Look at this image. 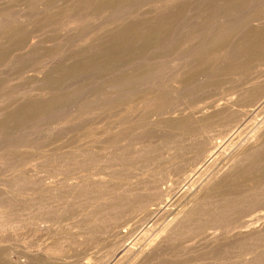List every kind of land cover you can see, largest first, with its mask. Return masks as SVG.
<instances>
[{
  "label": "bare ground",
  "instance_id": "bare-ground-1",
  "mask_svg": "<svg viewBox=\"0 0 264 264\" xmlns=\"http://www.w3.org/2000/svg\"><path fill=\"white\" fill-rule=\"evenodd\" d=\"M72 2V6L69 9L70 14L76 13L78 17H81L80 15L82 14L85 15V17L88 16V19L91 18V25L93 24L91 30L93 31L91 32L90 30L89 32L86 30L89 34L84 39H80V50H78L74 56L64 57L63 63L60 66L49 67V64L51 63H47L49 69L46 70L44 68L46 71L44 70L45 73L43 74L44 76L42 75L43 78L39 79V76H37L39 80L36 83V89L31 88L34 86H30V89L26 87L27 90L24 88L23 92H21L22 89L21 91H18L19 93L16 91L17 96L9 99L13 96L11 94H13L12 92L14 91H12L10 93L11 97L9 96L8 98L9 100L5 99L0 92V121L3 120V122H0V127L3 126L2 128H4L9 125L16 118L17 114H19V116L23 115L24 117H29L31 108L37 107L38 104L40 105V98L47 102L48 98L55 96V93L62 89V84V86L65 84L66 89L67 80L69 81L72 79L76 70L85 72L92 69L94 71V67L102 65L103 63L105 64V62L109 63L113 61L112 64L116 62L119 64V61L117 60L127 59L125 63L121 64V67L119 66L120 68L118 67L119 71L122 72L121 77H115L118 75L116 72V75L114 76L115 78H113L114 72L111 71V69L113 70V68H111L113 65L110 64L111 66L107 67L109 71L105 67L107 72L105 74L106 76L104 74L105 77L101 75L103 78H107L106 81H109L106 83L105 88H103V86H101L100 89L96 88L106 82L103 78L104 82L102 81L99 86L96 82L94 83L93 80L90 84H96L95 86H92V84L91 86L90 84L87 86L84 85L85 87L80 89V96H77L75 100L73 99L69 103L64 104L65 110L63 109V113H66V117L64 118L65 121L60 125L64 128L63 133H65V136H68V133H71V130L68 132L70 128L69 123L73 122V119L78 118L79 120L81 119L80 121L78 120V123L80 124L82 118L79 117L89 115L85 108H93V111H91L90 114L98 116V118L95 117L98 122L99 118L102 119L100 115L104 113L103 111L106 107L105 102L112 101L111 103L115 106L112 109L116 113L120 114L121 112L120 115L122 116H120L121 118L119 117L120 119L117 118L118 120L113 121L112 129L115 131L120 129V131L115 136H104V139L94 141H87L83 134H78L80 138L77 143H75V141L71 142L70 140L72 139L70 138V140L64 141L59 146L50 144V146H41V149L37 151L32 150L33 152H31L30 150L28 153L26 151L24 153V155L27 153L25 158L23 160L22 158L19 159L20 164L17 162L18 157H15L16 159L14 158L11 161L9 160L10 162L16 160L15 162L18 163L17 165H19V169H15L13 165H9L10 163L8 164L6 160L17 155L12 154L13 151L19 149L26 150L28 148L27 142L23 143V140L27 136L29 137V135L31 136V134H34L35 132L33 131L35 130L29 128L26 125V122L21 124L20 127H11L12 130L11 133H9L10 135L8 137L4 136L3 139H0V170L4 174V178L0 180V234L2 235L9 230L11 232L14 230V232L17 231L18 233L17 229L26 225L27 227L28 225H33L38 230L45 231L48 235L50 234L53 237L58 235L56 243H53L52 245L49 244L50 246L46 247L43 246L42 250L40 248L38 256L27 257L28 259H25L24 261H22L23 259L15 260L12 256H8L9 250L3 249L0 245V264H46L48 259L50 260H48V264L49 262H52L53 264V261L56 260L53 258L63 251L62 249H64L63 247L66 245L64 242H68L70 239L68 238L70 232L64 233V231H62L65 230V227H63L62 224L63 222L66 223V221H69L70 219L71 223L70 225L67 224L68 226L66 227L73 230V235L71 236H74V238L77 239L84 237L85 239V236L88 238L89 236L92 237V234L97 232L99 234V232L109 227L108 225L112 226V224L116 223L117 221H113V219L118 217L116 214L118 215L119 212H127V214H129L128 211H142L145 214V218H149L150 214L151 216L153 215L152 213L154 211H151V207L154 205L158 206L157 212H155L157 215H154L158 222L163 217L165 218V221L159 226L160 228L158 227L159 229L157 233H154L152 236L153 238L142 248L137 247L138 245L140 247V244H138L140 239H138V243L136 240L138 237H135L136 239L132 237L136 240L132 245H130L132 240L129 245H124L126 235H121L117 241L114 240L115 243H113L111 247L112 249L109 252L107 251L110 260L112 257V260H115L114 262L116 264H120V262L129 258H131L130 264H264V213L261 217L259 216L263 219V224L260 226H252L249 224V220L245 219L252 210L259 208L264 211V116H262L263 113H259V111L264 112V81H259V79L257 80L255 78L257 81H252L253 83L251 82L249 86L246 85V87L244 84L245 87L242 86V89H239L240 93H238L240 96H238L239 98L237 97L238 100L236 102L230 103L229 99L231 97L227 100V103L225 102V105L223 102L219 104H217V102L212 107V111H209L206 114L203 113L199 118L195 117V119L190 121L186 119L188 120L186 121L183 118L180 119L181 117L178 118L174 116L176 119L171 117L174 120H169L170 123L169 121L157 122L156 127L153 130V132H155L153 133L154 138L152 139L145 136V133L143 134V132H140L143 135H138L136 136L137 138H135V141H130V138L125 134L126 130L121 129L127 126L126 124L129 121L134 122L136 120L137 124L134 128L136 131H140L139 129L143 126V124H141L143 116L148 108H151L152 115L159 114L162 106L159 103H156V94L161 95L163 92H167L170 96L179 97L187 91L191 92L192 90L205 85L210 80L209 77L212 76L213 73H216L220 77L222 76L224 79H234L240 74V71H244V68L246 69L244 64L247 62L249 67L251 66L253 68L255 64L256 66L259 64L258 67H261V65L264 64H261V62H264V23L258 22L257 25L252 26L251 22L252 29L250 33H247L248 35L246 37L245 34L244 36L238 34L239 32L235 34L233 39L230 40V44H226L228 45L226 47L228 50L218 49L215 51V49L211 48L206 49L203 48V42L206 40L207 43V38L209 39V36L212 38L213 35L214 37L217 36L218 38H222L225 35V28L227 27L222 26L219 28L218 25L227 24L229 22H234V24H236L238 20L240 21V18L248 14L253 7L255 8L256 5L263 4L264 0H184L182 3H180V0H173V2L170 0L169 2L168 0H158L156 5L155 1L154 3H151L154 4V7H151L154 9L145 12L147 8L143 10L144 8L142 7V11L144 12L138 11L135 14V16H137V14L141 12L144 14L143 18L140 17V13L138 14L140 18L138 16L130 18L129 16L128 21L124 20L125 23L123 21L122 24L110 27H108V22L113 19L108 15L113 11L117 12L124 3L115 4L117 2L116 0H72ZM120 4L122 5L121 7L119 6ZM37 5L35 4L36 7ZM46 5L45 8L48 6ZM116 5H118L119 8H117ZM126 6L124 9H127L130 4L127 7ZM42 8H39V12ZM1 9H3V6ZM37 10H35V13L32 11L34 15H41L36 12ZM46 11L47 9L45 12ZM48 11L46 13H48ZM21 13H18V16L16 15L18 17L17 23L27 28L26 22L22 19L23 16H21ZM76 14H73V17L75 15L76 21L77 19L80 21V18H78ZM94 15L99 19L97 17V19H94V17L92 18ZM0 17L2 18V16ZM29 17H31V15ZM115 17L118 18L117 16ZM44 19L46 20V18ZM8 20L9 19H7V21ZM106 20L107 23H103ZM88 21L86 22L90 23V20ZM98 21L100 24V21H103L102 23L108 28L105 27L106 30L104 28L103 30L102 28L99 30L103 24L99 27ZM82 23L80 24L82 25ZM239 23L238 25L241 24ZM50 24L52 25V23ZM2 25L3 24L0 25V55L1 53H4L2 52L3 50L9 49L12 35H14L12 32H15L11 30V27L5 29ZM62 25H64V23ZM89 25L90 24L86 26ZM75 26L73 25L72 28H76ZM24 27L22 28L24 29ZM58 27H55L56 30H58ZM50 29L54 30V28ZM88 29L90 28L88 27ZM43 31L46 32L45 30ZM230 31L228 33H230ZM23 34L24 33L22 32L21 36ZM30 34L32 33L30 32ZM69 35L71 34L69 33ZM50 37L52 38V36ZM18 38L20 39V37ZM59 38L63 39L64 37L61 36ZM14 39L17 38L14 37ZM65 40L68 39L65 38ZM80 40H78V42ZM75 42L78 43L77 41ZM27 43L29 42L27 41ZM33 43L35 42L31 41V45ZM176 43H181L182 45H179L184 47L182 50L185 51L183 53L181 52V55H179L181 48H179V53L176 52L178 49H174V44ZM211 43L212 40L210 44ZM33 46H28L29 48H32L30 49L29 54H34L39 51L38 49L37 51L35 50V52ZM39 46L40 45L37 47ZM230 46H232V48H228ZM10 48L13 49L12 47ZM176 48H178V46ZM75 49L77 50L76 47ZM13 51L11 52L10 50V52H8L9 54H12V57H10L8 53L6 56L7 59L10 57L11 61L8 59L10 63L13 64L16 62L17 64V61H14L17 54L13 56ZM71 51L72 50H70V52ZM23 52H25V50ZM175 53L178 55L176 56ZM21 56L22 55H20V57ZM32 57L34 58V56ZM169 58L172 59H170L171 61L169 60L171 64L168 65L169 61H167V59ZM4 60L6 59L4 58ZM53 61L54 60L50 62ZM249 62H252V64L250 65ZM8 63L9 62H7V64ZM9 65L7 67L11 66ZM102 66L104 67V65ZM157 66L160 69L161 74L165 72L167 73V70H169L168 73L171 74L170 81L163 78L160 73L157 74L159 70L156 68ZM167 66H170V68L167 69ZM25 67L27 68V66ZM3 68L4 66L2 64V69ZM102 68H97L96 71ZM116 68L114 70H116ZM156 69L158 70L156 71ZM110 71L112 73H108ZM9 73L6 72V74ZM40 73L42 72L40 71ZM9 75V80H11V75H13V73L10 76ZM215 75L213 74V77ZM243 75L245 77V74ZM80 78L84 80V78ZM14 80L15 79L12 81ZM20 80L23 81L22 79ZM4 81H6V79ZM0 82H2V80H0ZM231 82L232 84L234 83L233 81ZM8 83L11 84L12 82L10 81ZM148 84L152 85L154 91L150 94H145L144 92L142 94V90L147 87ZM14 85L16 84L14 83ZM18 85L14 86V88H20ZM33 85L35 84L33 83ZM219 85H221L220 82ZM5 87L3 86L0 90L2 91ZM149 88L151 87L149 86ZM36 90L40 91L39 93L37 91L38 95L34 92ZM204 90H206V88ZM5 93L7 92L4 91V94ZM168 94L166 96H169ZM101 95L108 96V99L101 98ZM131 95L134 97L133 102L136 104L132 112H130L131 109H128L129 105L125 102L126 98ZM211 95L212 94L209 96ZM194 96L197 98V95ZM215 98L217 97L215 96ZM49 101L52 102L51 100ZM207 101L204 103H207ZM207 104H210V102ZM89 105H91V107ZM248 107L253 108L247 110ZM81 108H83V110H81ZM37 109L35 111H37ZM109 109L110 111H113L111 108ZM61 110L62 108L60 111ZM55 113L58 114V112L53 113L54 117ZM162 113L160 114L162 115ZM49 114L51 115V112ZM111 114L114 115L113 112ZM8 115L10 116V119L7 118ZM60 115H62V113ZM260 115L262 116L261 118ZM23 116L21 119H23ZM52 116H50V120ZM86 117L88 118V116ZM47 119H49V116ZM60 120L62 121V119ZM186 122H190V126L188 125L189 123ZM53 123L56 122L53 121ZM56 124L57 126L59 125L58 123ZM215 124L222 127L217 136L218 138H221L222 142L220 141L217 144L215 143L217 137L214 135L208 136V134H211L212 132L208 129L205 130V128L211 127L212 125L215 126ZM233 124H236L233 126L234 130L230 128ZM57 126H51V128L49 127L46 131L53 133ZM231 130L232 133L229 134V131ZM40 131L41 130L39 129V133ZM144 131L146 132V129H144ZM39 133L37 135H40ZM1 134H3V132ZM4 134L7 135V133ZM150 134L151 133L148 135L150 136ZM202 135L208 136L207 141L204 143L199 141L200 136ZM90 142L97 143V145L94 146L92 144L91 146ZM46 143L48 144V142ZM8 154L13 155V157H10ZM183 155H189L188 157L190 159L185 157L188 162H184V159L181 158L184 162H182V164H187L185 165V169H183L185 170L182 175L183 179L176 180L179 185L184 182V186H181L180 189L181 192L178 188L177 191L175 190L176 188L173 187L162 188V184L166 180V177H159L162 172H165L162 170L163 164L160 165V161L165 163L169 162V164L171 162L170 165L172 168L175 160ZM181 161L182 160H180V162ZM169 164H167V166H169ZM180 164L181 163L178 162L174 165H176L175 167L180 168ZM182 167L184 168V165ZM96 168H98L100 172H92L93 169ZM179 168L177 170L180 172L181 169L179 170ZM178 171L174 170L173 172ZM163 177L165 180L162 179ZM182 195L184 199H186V202L178 208L177 201ZM167 197H171L173 202L163 207L162 204ZM134 216L136 217V215ZM48 222H50L49 225ZM109 222H112V224ZM146 222L148 223V221ZM115 225L117 226V224ZM144 228L146 229L147 227ZM151 230H153V228ZM104 231L106 234V230ZM202 234L209 235L210 240L206 243L201 252H196L195 248L191 249V251L187 248L185 250L187 255L185 254V257L181 255L184 257L182 258L183 260L179 258L176 259L178 251L175 250V246L178 241L180 243V241L184 239L188 240L191 236H202ZM118 235L120 236V234ZM2 240L3 236H0V244ZM28 250L30 251V249ZM190 252L193 254L191 255ZM79 255L81 256V254ZM177 260H181V262L179 261V263Z\"/></svg>",
  "mask_w": 264,
  "mask_h": 264
},
{
  "label": "rangeland",
  "instance_id": "rangeland-1",
  "mask_svg": "<svg viewBox=\"0 0 264 264\" xmlns=\"http://www.w3.org/2000/svg\"><path fill=\"white\" fill-rule=\"evenodd\" d=\"M22 1V2H21ZM28 1H30V2H28ZM40 1V2H39ZM42 1V2H41ZM113 1H115V0H113ZM117 2L115 3V4H118V3H121V4H123V6L120 4L119 6L121 7V8H119V6L118 5H116L117 6V8H119L118 10H117V12H111V14H109L108 16L109 17H111L113 20L112 21H110V22H108V27H110V26H116V25H119V24H122V22L125 20V21H128L129 20V16H130V18H134V17H139V15L138 14H140L141 12H139L138 14H137V16H135V14L138 12V11H142V9L143 10H145L146 8L148 9H146L145 10V12L146 11H149L150 9H154V8H151V7H154V4H151V3H154V1H155V5H156V3H157V1L156 0H116ZM125 1V2H124ZM143 1V2H142ZM171 2H173V0H170ZM177 1H179V0H177ZM184 0H180V3H182ZM186 1V0H185ZM25 2V3H24ZM37 2V3H36ZM150 2V3H149ZM168 2H169V0H168ZM10 3V4H9ZM11 3H13V4H11ZM19 3V4H18ZM44 3H46V4H44ZM50 5H49V4ZM54 3V4H53ZM72 0H36V1H34V0H0V16H2V18H3V21H2V18L0 17V25L1 24H3L2 25V27L3 28H9V27H11V30H13V31H15V32H12V34H14V35H12V39H11V42H10V47H12L13 49H11L10 47H9V49L11 50V52L13 51V56H15L16 54V59L14 60V61H17V64H16V62L15 63H10V57H12L11 55V53L9 54L8 52H10V50L9 49H7V50H9V51H7V50H3L2 52H4L3 54L1 53V55H0V68H1V70H0V73L2 74H0V80H2V82H0L1 84V88L0 89H2L3 88V86L5 87V86H7L8 88H10V89H8L7 87H5L2 91L0 90V92L3 94V97L5 98V99H8L9 98V96H10V93L12 92V91H14V92H12L13 94H11V95H13L11 98H9V99H12L13 97H15V96H17L16 95V93L18 92V91H21V89H22V91L21 92H23V90H24V88L26 89V87L27 88H29L30 89V86H34V87H31L32 89H36L35 88V86H36V83L38 82V80L39 79H41V78H43L42 77V75L45 73L44 72V70L46 69H49V67H53V66H60L62 63H63V60H64V57H71V56H74L76 53H77V51L78 50H80V43H81V40L82 39H84L85 37H87L88 36V34H89V32H90V30L92 29V26H93V24L91 25V21H92V19L91 18H89L88 19V16H86L85 17V15H80L81 17H78V15L76 14V13H73V14H76L77 15V17L78 18H80V21H79V19H77V21H76V16L74 15V17H73V14H70V7L72 6ZM129 3L130 4V6L127 8V9H124L125 8V6L127 5V4ZM35 4L37 5V7L35 6ZM40 4H41V6H40ZM44 4V5H43ZM128 4V5H129ZM10 5V6H9ZM12 5V6H11ZM31 5V6H30ZM45 5L47 6L46 8H45ZM53 5V6H52ZM127 5V6H128ZM132 5V6H131ZM2 6H3V9H1L2 8ZM9 7V8H7V7ZM17 6V7H16ZM20 6V7H19ZM39 6V7H38ZM42 6H43V8H42ZM126 6V7H127ZM134 6V7H133ZM15 7V8H14ZM19 7V8H18ZM26 7V8H25ZM143 7V8H142ZM39 8H42V10L39 12ZM123 8V9H122ZM8 9V10H7ZM20 9V10H19ZM27 9V10H26ZM38 9V10H37ZM47 9V11H48V13H46L45 12V10ZM129 9V10H128ZM141 9V10H140ZM256 9V10H255ZM12 12H11V11ZM35 10H37L36 12L37 13H39V14H41V15H38V14H35L34 15V13H35ZM73 10H75V9H73ZM122 10V11H121ZM5 13H4V12ZM7 11V12H6ZM14 11V12H13ZM19 11V12H18ZM23 12V13H21V12ZM26 11V12H25ZM34 13H33V12ZM27 12H28V14H27ZM31 12V13H30ZM52 12V13H51ZM75 12V11H74ZM142 12H144V11H142ZM18 13L20 14H22L21 16H26V17H24V18H27V16H28V18L27 19H24L23 17H22V19L24 20V22H26V25H27V28L26 27H24L23 25H19L18 23H17V16H18ZM29 13H30V15H31V17H29L30 15H29ZM15 14V15H14ZM25 14V15H24ZM50 15V16H48V15ZM69 14V15H68ZM118 14V15H117ZM249 14V15H248ZM248 14H246L245 16H243L242 18H240V21L238 20V22L236 23V24H234V22H229V23H225V24H222V25H218L219 26V28L220 27H222V26H225V27H227V28H225L226 29V31H225V35L222 37V38H218L217 36L216 37H214V35L212 36V38L209 36V39L207 38V43H206V40L202 43L203 44V48H206V49H208V48H211V49H215V51H217L218 49L219 50H221V49H224V50H228L226 47L230 44V40H232L233 39V37L235 36V34H237L238 32V34H241V35H243L244 36V34H245V37L250 33V31H251V29H252V27H251V24H252V26H255V25H257L258 24V22H261V23H264V3L263 4H258V5H256L255 6V8L253 7L252 8V10H250L249 11V13ZM17 15V16H16ZM34 15V16H33ZM37 15V16H36ZM48 17H47V16ZM52 15V16H51ZM97 15V14H96ZM127 15V16H126ZM134 15V16H133ZM141 15H143V16H141ZM20 16V15H19ZM39 16H41V17H39ZM64 16V17H63ZM83 16V17H82ZM115 16H117L118 18H114ZM132 16V17H131ZM10 17V18H9ZM33 17V18H32ZM65 17H67V18H65ZM94 17V19H97L98 17L97 16H92V18ZM97 17V18H96ZM126 17H128V18H126ZM140 17H144V14L143 13H141L140 14ZM139 17V18H140ZM9 19L8 21H7V19ZM12 18V19H11ZM30 18V19H29ZM31 18H32V20H31ZM37 18V19H36ZM43 18V19H42ZM44 18H46V20L44 19ZM48 18V19H47ZM54 18V19H53ZM70 18V19H69ZM83 18V19H82ZM85 18V19H84ZM141 18V19H142ZM244 18V19H243ZM53 19V20H52ZM68 19V20H67ZM82 19V20H81ZM99 19V18H98ZM243 19V20H242ZM262 19V20H261ZM5 20H6V22H5ZM25 20H27V21H25ZM31 20V21H30ZM48 20V21H47ZM50 20V21H49ZM51 20H52V22H51ZM72 20V21H71ZM84 20H86V21H88V20H90V23H88V22H86V21H84ZM252 20V21H251ZM253 20H254V22H253ZM11 21H12V23H11ZM34 21V22H33ZM36 21V22H35ZM43 21H47V22H43ZM57 22V24H56V22ZM60 21V22H59ZM63 21V22H62ZM75 21H76V23H75ZM93 21H97V20H93ZM125 21H124V23H125ZM34 24H33V23ZM39 22V23H38ZM68 22V23H67ZM83 22V23H82ZM85 22H86V24H85ZM101 22V24H103V23H107V20L105 21V22H103V21H100ZM103 22V23H102ZM241 24H240V23ZM252 22V23H251ZM6 23V24H5ZM9 23V24H8ZM36 23V24H35ZM50 23H52V25L50 24ZM58 23H60V24H58ZM64 23V25H62ZM80 23H82V25L80 24ZM98 23H99V21H98ZM115 23V24H114ZM238 23L240 24V25H238ZM247 23V24H246ZM251 23V24H250ZM4 24H5V26H4ZM28 24H29V27H28ZM45 24V25H44ZM65 24H66V26H65ZM88 24H90L89 26H86V25H88ZM100 23H99V27H100V25H101ZM11 25V26H10ZM60 25V26H59ZM62 25V26H61ZM75 26L76 28H72V26ZM229 25V26H228ZM233 25H235V26H233ZM14 26V27H13ZM36 26V27H35ZM38 26H40V27H38ZM57 28L58 26L60 27H58V30H56V28ZM91 26V27H90ZM104 26V27H103ZM232 26V27H231ZM22 27H24V29L22 28ZM44 27V28H43ZM63 27V28H62ZM72 29H71V28ZM88 27L90 28V29H88ZM105 27L106 28H108L106 25H102L100 28H99V30L102 28V30H103V28L105 29ZM229 27H230V29H231V31H230V29H229ZM236 27H238V28H236ZM13 28V29H12ZM23 30H22V29ZM34 28V29H33ZM36 28H37V31H36ZM39 28V29H38ZM43 28V29H42ZM45 28H47V29H45ZM50 28H54V30L53 29H50ZM64 28H65V30H64ZM69 28H70V30H69ZM27 29V30H26ZM31 29H32V31H31ZM68 29V30H67ZM17 30V31H16ZM19 30V31H18ZM26 30V31H25ZM29 30V31H28ZM33 30H34V32H33ZM43 30H45L46 32H44ZM81 32H80V31ZM86 30H88V31H86ZM101 30V31H102ZM106 30V29H105ZM241 30V31H240ZM28 31V32H27ZM39 31V32H38ZM50 31V32H49ZM62 31V32H61ZM68 33H67V32ZM70 31V32H69ZM93 30H91V32H92ZM230 31V33H228ZM245 31V32H244ZM24 33L22 36H21V33ZM30 32L33 34H30ZM40 32H41V34H40ZM59 32V33H58ZM243 34H242V33ZM19 33V34H18ZM46 33V34H45ZM66 33H67V35H66ZM69 33L72 35H69ZM75 33H77V34H75ZM248 33V34H247ZM48 34V35H47ZM18 35H20V36H18ZM52 36V38H53V40H52V38L50 37V36ZM63 35H66V36H63ZM74 35V36H73ZM15 38H17V39H14V37ZM34 36V37H33ZM39 36V37H38ZM43 36V37H42ZM64 37L63 39L62 38H59V37ZM18 37H20V39L18 38ZM36 37V38H35ZM56 39H55V38ZM69 37V38H68ZM75 37V38H74ZM27 38V39H26ZM32 38H34V39H32ZM41 38V39H40ZM51 40H50V39ZM58 38H59V40H58ZM65 38L66 39H68V40H65ZM15 40V42H14V40ZM43 39V40H42ZM72 39V40H71ZM81 39V40H80ZM212 40V43L210 44V42H211V40ZM22 40V41H21ZM26 40V41H25ZM36 40V41H35ZM55 40V41H54ZM62 40V41H61ZM65 40V41H64ZM78 40H80L79 42H78ZM224 40V41H223ZM12 41H13V43H12ZM27 41L29 42V43H27ZM31 41L32 42H35V43H33L34 44V46H33V44L31 45ZM38 41H40V42H38ZM59 41V42H58ZM75 41H77L78 43H76ZM18 42V43H17ZM38 42V43H37ZM48 42V43H47ZM68 42H70V43H68ZM208 42H209V44H208ZM219 42V43H218ZM54 43V44H53ZM56 43V44H55ZM206 43V44H205ZM229 43V44H228ZM17 44H19V45H17ZM28 44V45H27ZM40 45L39 47H37L38 45ZM70 46H69V45ZM77 44V45H76ZM178 44V45H177ZM179 44H181V43H176V44H174V49H178L176 52L177 53H179V51H180V49L179 48H181V51H180V54L179 55H181L184 51L182 50V49H184V47L182 46L181 47V45H179ZM217 44H219V45H217ZM226 44H228V45H226ZM12 45V46H11ZM17 47H16V46ZM22 45V46H21ZM46 45V46H45ZM178 46V48H176L177 46ZM19 46V47H18ZM28 46H33L34 47V51L36 50H38L39 49V51L37 52V53H34V54H29V51H30V49H32L31 47L29 48ZM16 47V48H15ZM46 47H48V48H46ZM75 47L77 48V50L75 49ZM215 47V48H214ZM22 48H24V49H22ZM64 48V49H63ZM228 48H232V46H230V47H228ZM15 49H17V50H15ZM42 49V50H41ZM25 50V52H23ZM56 50V51H55ZM70 50H72L71 52H70ZM76 50V51H75ZM19 51H21V52H19ZM33 51V52H34ZM35 51V52H36ZM59 51V52H58ZM42 52V53H41ZM47 52V53H46ZM53 54H52V53ZM182 52V53H181ZM7 53L10 55V57L7 59ZM41 53V54H40ZM62 53V54H61ZM67 53V54H66ZM177 53H175V55L177 56L178 54ZM4 54H5V56H4ZM22 55L23 56V54H24V56L22 57H20V55ZM27 54V55H26ZM60 54V55H59ZM57 55V56H56ZM4 56V57H3ZM31 56V57H30ZM32 56H34V58L32 57ZM44 56V57H43ZM25 57H26V59H25ZM28 57H30V58H28ZM46 57V58H45ZM50 57V58H49ZM4 58L6 59V60H4ZM22 58V59H21ZM29 60H28V59ZM19 59V60H18ZM50 59H52V60H54L53 62H50V61H52V60H50ZM170 59H172V58H169V59H167V61H169ZM8 60V61H7ZM22 60V61H21ZM37 60V61H36ZM38 60H39V62H38ZM47 60V61H46ZM126 60L127 59H122V60H117V61H119V64H118V62H116V63H114V64H112L113 63V61L112 62H105V64L103 63L102 65H104V67L102 66V65H99V66H96V67H94V71L98 74V79H97V74L93 71H91V70H89V71H82V72H80L79 70H76V72H74V74H73V77H72V79H70L69 81L67 80V87H66V89H65V84H64V86H62L61 85V87H62V89L61 90H59L57 93H55V96H51V98H48L47 99V102H45V100H42L41 98H40V105L38 104L37 105V107H32L31 108V110H30V112H29V117L28 116H26V117H24L23 115V119H21V115L19 116V114H17V116H16V120L14 119L9 125H7L6 127H4V128H2V127H0V128H2V129H0V132H1V130H2V132H3V134L4 133H7V135H3V134H1L0 133V139H3L4 138V136L6 137H8L10 134L9 133H11V130H12V128L11 127H13V128H15V127H20V125L21 124H23V123H26L27 122V126L29 127V128H32V130H35V131H33V132H35L34 134H31V136L29 135V137L27 136L22 142L23 143H25V142H27V144H28V148L26 149V150H17V151H13L12 152V154H17V155H15L14 157H13V155H11V154H8V155H10V157H13V158H8L6 161H7V163L9 164V165H13L14 167H15V169L17 168V169H19V165H17L18 163H19V159L20 158H22V160L25 158V155L28 153V151H30L31 150V152H33V151H37V150H39V149H41L40 147L41 146H50V144H53V145H55V146H59L60 144H62L64 141H66V140H70V138L72 139V140H70L71 142H73V141H75V143H77L78 142V139L80 138V136L79 135H84V138L86 137V140L87 141H94V140H101V139H104V136L105 137H107V136H109V135H112V136H115L119 131H120V129L119 130H117V131H115L114 129H112L113 128V121H115V120H118V119H120L122 116L120 115L121 114V112H120V114L119 113H116V112H114V110L112 109V108H114L115 106H113V103H111L112 101L111 100H109V101H111V102H105V104H106V107L104 108V113L103 114H101L100 116L102 117V119L101 118H99V120H98V122H97V119L96 118H98V116H93L92 114H90V112L91 111H93V108H85V110H87V112L89 113V115H86V116H88V118L86 117V116H82V117H79V118H82V121L80 122V124L78 123V118H75V119H73V122H71V123H69V125H70V128H69V130H68V132L70 131L71 133H68V136H65V133H63V130H64V128H62L60 125H62V123L65 121V117H66V113L64 114L63 113V109H64V107H65V105L64 104H66V103H69L71 100H75V98L77 97V96H80L81 95V93H80V89L82 88V87H85V86H87V85H89L90 84V82H92L93 80H94V83L96 82V84L99 86L101 83H102V81H103V79L106 81L107 80V78H103V77H105L106 75V68L108 67V66H111L110 64H112L113 66L111 67V68H113V70L111 69V71H113L114 72V75H113V78H115V77H121L122 76V72H120L119 71V68L121 67V64L122 63H125L126 62ZM9 62L8 64H7V62ZM116 61V60H115ZM121 61H123V62H121ZM171 61V60H170ZM168 62V65L169 64H171V62ZM23 62V63H22ZM29 62V63H28ZM31 62H33V63H31ZM35 62V63H34ZM51 63V64H49V63ZM59 62V63H58ZM121 62V63H120ZM27 63V64H26ZM49 64V67H47L48 66V64ZM248 63V62H247ZM247 63L246 64H244L245 66L244 67H246V69L244 68V71H240V74L236 77V78H234V79H230V78H226V79H224V78H222V76L220 77V76H218L216 73H213L215 76L214 77H216V78H214L213 77V74H212V76H210L209 77V79L211 80H209L205 85H203V86H201V87H199V88H197V89H194V90H192L191 92L190 91H187L188 92V94H187V92H185L184 94H182V95H180L179 97L177 96V97H173V96H170L167 92H163V94H161V95H157L156 94V96H157V102L156 103H159L162 107H161V110H160V112H159V114H157V115H152L151 114V108H148L147 110H146V112H145V115L143 116V121H142V123L141 124H143V126L139 129L140 131H136L135 130V126H136V124H137V122H136V120L134 121V122H132V121H129L126 125L127 126H125L124 128H121L122 130H126V133L125 134H127V137L128 138H130L129 140L131 141H135L136 139L135 138H137L136 136H138V135H143L144 133H145V136H148L150 139H152V138H154L153 136V133H155V132H153V130H154V128L156 127V124H157V122H160V121H164V122H168L169 120L170 121H173L174 119H172L171 117H181L180 119H188L189 121L190 120H193V119H195V117L197 118H199V116L201 117V115L204 113V114H206V113H208L209 111H212L213 109H212V107L214 106V104H216L217 102V104H219V103H224V105H225V102L227 103V100L229 99V101H230V103L231 102H236L237 100H238V96H240V92H239V89H242V86L243 87H245L246 85L247 86H249V84L253 81V82H255V81H257L258 79H259V81L261 80V81H264V67H263V65L264 64H262V63H264V62H261V67H258L259 66V64H258V66H256V64L255 63H253V64H255V66L252 68L251 66V68L249 67V64L247 65ZM250 63V65L252 64V62H249ZM2 64H3V66H4V68L2 69ZM12 66H10V65ZM14 64H16V65H14ZM23 64H25V65H23ZM29 64H30V66H29ZM42 64V65H41ZM44 64H45V66H44ZM116 64H118V65H116ZM10 66V67H7V66ZM35 65V66H34ZM20 66H22V67H20ZM25 66H27V68L28 69H30V70H28ZM30 68H29V67ZM32 66V67H31ZM103 68H102V67ZM120 66V67H119ZM171 66V65H170ZM170 66L168 67L167 66V69H169L170 68ZM253 66V65H252ZM7 68V70H6V68ZM18 67V68H17ZM24 67V68H23ZM37 67V68H36ZM106 67V68H105ZM117 67V68H116ZM119 67V68H118ZM248 67V68H247ZM10 68H12V69H10ZM45 68V69H44ZM97 68L99 69V68H102V69H100V70H98V71H96L97 70ZM105 68V69H104ZM116 68V70H114ZM156 68H158V66L156 67ZM263 68V69H262ZM34 69V70H33ZM159 69V68H158ZM158 69H156V71L158 70ZM11 70V71H10ZM19 70V71H18ZM43 70V71H42ZM45 70V71H46ZM107 70H108V68H107ZM10 73H9V72ZM15 71V72H14ZM40 71L42 72V73H40ZM109 71V70H108ZM108 72V73H112V72ZM6 72L7 73H9L10 75L13 73V75H11V80H9V77H8V75L9 74H6ZM85 74H84V73ZM99 72V73H98ZM117 72V74L118 75H116L115 73ZM119 72V73H118ZM169 72V70H167V73L165 72V73H163V74H161V72H160V69L158 70V72H157V74H161L162 75V77L163 78H165L166 80H168V81H170L171 80V74L170 73H168ZM20 75H19V74ZM24 73H26V74H24ZM78 73V74H77ZM121 73V74H120ZM16 74V75H15ZM23 74V75H22ZM41 74V75H40ZM76 74V75H75ZM95 74V75H94ZM105 76H104V75ZM156 74V75H157ZM170 74V75H169ZM243 74H245V77H244V75ZM9 75V76H10ZM19 75V76H18ZM92 75H93V77H92ZM101 75H103V77L101 76ZM116 75V76H115ZM120 75V76H119ZM168 75V76H167ZM242 75V76H241ZM31 76V77H30ZM33 76H35V77H33ZM37 76H39L38 78H37ZM44 76V75H43ZM88 76V77H87ZM90 76V77H89ZM115 76V77H114ZM218 76V77H217ZM247 76V77H246ZM263 76V77H262ZM2 77H4V78H2ZM7 77V78H6ZM17 77V78H16ZM75 77V78H74ZM80 77H82V78H84V80L83 79H81ZM96 77V78H95ZM101 77V78H100ZM167 77V78H166ZM211 77H212V79H211ZM239 77H244V78H239ZM26 78H27V80H26ZM37 80H36V79ZM103 78V79H102ZM219 78H222V79H224V80H222V79H219ZM239 78V79H238ZM257 80H256V79ZM6 79V81H4V80ZM13 79H15L14 81H12ZM16 79H18V80H16ZM20 79H22L23 81H21ZM33 79H34V81H33ZM75 79V80H74ZM76 79H77V81H76ZM101 79V80H100ZM230 79V80H229ZM241 79V80H240ZM20 80V81H19ZM81 80V81H80ZM86 80V81H85ZM98 80V81H97ZM12 82L11 84L10 83H8V82ZM18 81H19V83H18ZM24 81H26V82H24ZM31 81V82H30ZM80 81V82H79ZM224 81V82H223ZM231 81H233L234 83L232 84V82ZM242 81V82H241ZM4 82V83H3ZM6 82V83H5ZM29 82V83H28ZM72 82H74V83H72ZM84 82H85V84H84ZM104 82V81H103ZM107 82H109V81H106L105 83H102L99 87H96L97 89L99 88H101V86H103V88H105L106 87V83ZM219 82H220V84L221 85H219ZM241 84H240V83ZM252 82V83H253ZM14 83L16 84V85H14ZM32 83V84H31ZM33 83L35 84V85H33ZM69 83V84H68ZM99 83V84H98ZM3 84V85H2ZM6 84V85H5ZM19 84V85H18ZM23 84H26V85H23ZM30 84V85H29ZM92 84V86H95L93 83H91ZM91 84H90V86H91ZM244 84H245V86H244ZM18 85V87L20 86V88H17V87H15L14 88V86H17ZM85 85V86H84ZM12 86V87H11ZM24 86V87H23ZM149 86L151 87V88H149ZM211 86V87H210ZM246 86V87H247ZM21 87H23V88H21ZM14 88V89H13ZM17 88V89H16ZM64 88V89H63ZM76 88V89H75ZM95 88V87H94ZM95 88V89H96ZM102 88V89H103ZM206 88V90H204ZM7 89H8V91H7ZM20 89V90H19ZM83 89V88H82ZM145 89V90H144ZM143 90H142V94H143V92L145 93V94H150L152 91H154V88H152V85L151 84H148V86L147 87H145ZM208 89V90H207ZM209 89H212V90H209ZM27 90V89H26ZM25 90V91H26ZM77 90V91H76ZM4 91L5 92H7V93H5L4 94ZM17 91V92H16ZM37 91L38 90H36V91H34L35 93H36V95H38V93L40 92V91H38V93H37ZM202 91V92H201ZM209 91V92H208ZM237 91V92H236ZM9 92V93H8ZM69 92H71V93H69ZM204 92V93H203ZM212 92V93H211ZM213 92H214V94H213ZM239 92V93H238ZM0 93V94H1ZM19 93V92H18ZM196 93V94H195ZM206 93V94H205ZM208 93V94H207ZM236 93V94H235ZM169 95V96H166V95ZM191 94V95H190ZM210 94H212L211 96H209ZM238 94V95H237ZM7 95V96H6ZM194 95H197V98H196V96H194ZM204 97H203V96ZM205 95H207V96H205ZM232 95V96H231ZM2 96V95H1ZM6 96V97H5ZM166 96V97H165ZM188 96V97H187ZM201 96V97H200ZM215 96L217 97V98H215ZM3 97H2V99H3ZM101 98H106V100L108 99V96H104V95H101L100 96ZM129 97V98H128ZM127 98H126V100H125V102H126V104H128L129 106H128V109L130 110V112H132L133 111V109L135 108V106H136V104H135V102H133L134 101V97L131 95V96H128ZM164 97H165V99H164ZM171 97H173V98H171ZM184 97V98H183ZM190 97V98H189ZM194 97V98H193ZM204 99H203V98ZM235 97V98H234ZM238 97V98H237ZM186 98V99H185ZM209 98V99H208ZM234 98V99H233ZM8 99V100H9ZM62 99V100H61ZM164 99V100H163ZM183 99V100H182ZM184 99H185V101H184ZM188 99H190V100H188ZM192 99V100H191ZM193 99H194V102H193ZM203 99V100H202ZM215 99V100H214ZM231 99H232V101H231ZM49 100H51L52 102H50ZM207 100H209V101H207ZM211 100V101H210ZM183 101V102H182ZM187 101V102H186ZM207 101V103H209L210 102V104H207V103H204V102H206ZM6 102V101H5ZM200 102V103H199ZM7 103V102H6ZM111 103V104H110ZM173 103V104H172ZM177 103V104H176ZM180 103V104H179ZM44 104H46V105H44ZM133 104V105H132ZM177 106H176V105ZM191 104V105H190ZM197 104V105H196ZM200 104V105H199ZM203 106H202V105ZM43 105H44V108H43ZM55 105H56V107H55ZM195 105V106H194ZM40 108H39V107ZM48 106V107H47ZM90 107H91V105H89ZM134 106V107H133ZM175 106V107H174ZM192 106V107H191ZM198 106V107H197ZM54 107V108H53ZM58 107V108H57ZM149 107V106H148ZM187 107V108H189V109H185V108ZM39 110H38V109ZM62 108V110L60 111V109ZM109 108H111L113 111H110V109ZM168 110H167V109ZM170 108V109H169ZM193 108V109H192ZM253 107H248V109L247 110H249V109H252ZM37 109V111H35ZM208 109V110H207ZM40 110H42V111H40ZM65 110V109H64ZM81 110H83V108H81ZM129 110H128V112H129ZM164 110H166V111H164ZM164 113H162V112ZM175 111V112H174ZM33 112V113H32ZM42 112V113H41ZM45 112V113H44ZM51 112V115L49 114V113ZM54 112H58V114L57 113H55V117H54V114L53 113ZM62 113V115H60L61 113ZM64 112H66V111H64ZM113 112L114 113V115H112L111 113ZM129 112V113H130ZM174 112V113H173ZM193 112H194V114H195V116H194V114H193ZM197 112V113H196ZM39 113V114H38ZM40 113H41V115H40ZM160 113H162V115L160 114ZM201 113V114H200ZM259 113L261 114V113H263L262 114V116H264V112L262 111H259ZM49 114V115H48ZM57 114V115H56ZM198 116H197V115ZM49 116V119H47L48 118V116ZM53 115V116H52ZM112 115V116H111ZM50 116H52L51 117V120H50ZM58 118H57V117ZM121 116V117H120ZM261 115H260V118L262 117ZM28 117V118H27ZM44 117H47V118H44ZM54 117V118H53ZM62 117V118H61ZM96 117V118H95ZM120 117V118H119ZM174 117V118H175ZM7 118H9L10 119V116L8 115L7 116ZM26 118H27V120H26ZM85 118V119H84ZM118 118V119H117ZM150 118V119H149ZM168 118V119H167ZM172 120H171V119ZM18 119V120H17ZM60 119H62V121L60 120ZM64 119V120H63ZM104 119V120H103ZM167 119V120H166ZM176 119V118H175ZM21 120V121H20ZM81 120V119H80ZM79 120V121H80ZM87 120H89V121H87ZM130 120H132V119H130ZM157 120V121H156ZM188 120H186V121H188ZM16 121V122H15ZM21 122V123H19V122ZM53 121L54 122H56V123H58L59 125L57 126V124L56 123H53ZM58 121V122H57ZM60 121V122H59ZM170 121H169V123H170ZM0 122H3V120H1ZM52 122V123H51ZM86 122V123H85ZM14 123H19L18 125L17 124H14ZM40 123V124H39ZM132 123V124H131ZM135 123V124H134ZM186 123H189L188 125L190 126V122H186ZM53 124V125H52ZM131 124V125H130ZM57 126L55 129L56 130H54V132L53 133H49L50 131H46L49 127L51 128V126ZM234 125H236V124H233L232 125V127H230V128H232V130H234L233 129V126ZM5 126V125H4ZM10 126V127H9ZM81 126V127H80ZM133 126V127H132ZM154 126V127H153ZM41 127H42V129L43 128H45V129H43V131H42V129H41ZM61 127V128H60ZM127 127V128H126ZM132 127V128H131ZM6 128V129H5ZM189 128V127H188ZM221 126H218V125H216L215 124V126H211V127H207V128H205V130H210L211 132V134H208V136L209 135H214V136H218V133L221 131ZM9 131H8V130ZM39 129L41 130L40 131V133H39ZM144 129H146V132L144 131ZM150 129H152V130H150ZM37 130H38V132H37ZM108 130H111V131H108ZM132 130V131H131ZM143 130V131H142ZM148 130V131H147ZM214 130V131H213ZM217 130H218V132H217ZM232 130L231 131H229V134H231L232 133ZM6 131H8V132H6ZM56 132H58V133H56ZM140 132H143V134H141ZM40 134V135H37V134ZM49 133V134H48ZM60 133H62V134H60ZM149 133H151L150 134V136L148 135ZM51 134V135H50ZM69 134H70V136H69ZM79 134V135H78ZM102 134V135H101ZM48 135V136H47ZM64 135V136H63ZM208 136H206V135H202V136H200V139H199V141H201V142H206L207 141V137ZM48 137V138H47ZM74 137V138H73ZM147 137V138H148ZM228 137V136H227ZM28 138V139H27ZM48 140H46V139ZM56 138V139H55ZM97 138V139H96ZM218 138V137H217ZM216 138V140H215V143L217 144V143H219L220 141H221V138H218L217 139ZM134 139V140H133ZM46 140V141H45ZM51 140H52V142H51ZM2 141V140H1ZM129 141V142H130ZM46 142H48V144L46 143ZM222 142V141H221ZM91 143V144H90ZM89 144L92 146V144L95 146V145H97V143L95 144V143H93V142H90ZM219 145V144H218ZM38 147V148H37ZM33 150V151H32ZM20 151H22V152H20ZM24 151V152H23ZM27 151V153L24 155V153ZM20 156V157H19ZM184 156V157H183ZM183 156H179L176 160L179 162V163H181L180 165H181V167L179 168V170L181 169V171L179 172L177 169V167H175L176 165H174V164H176V163H178L176 160H175V162H174V164H173V167L171 168V162H170V164H169V162H161L160 161V165L161 164H163V166H162V170L163 171H165V172H162L160 175H159V177H162V176H164V177H166L165 179L167 180V182H166V180L164 179V177L162 178V179H164L165 181H164V183L162 184V188L164 187V189H165V187H167V188H169V187H173V188H176L175 190L177 191V188H178V190L180 191V189H181V186H184V182H183V184L181 183V185H179V184H177V182L178 181H176L177 179L179 180V179H183V177H182V175H183V171H185V170H183V169H185V165H187V164H182V162H183V159H184V162L186 161V158L189 156V155H183ZM17 158V162H15L16 160H14V162L12 161V162H10L11 160H13L14 158ZM186 157V158H185ZM15 158V159H16ZM181 158H183V159H181ZM189 158V157H188ZM190 159V158H189ZM189 159H187V160H189ZM10 160V161H9ZM180 160H182L181 162H180ZM21 162V161H20ZM183 162V163H184ZM186 162H188V161H186ZM14 164H16V165H14ZM20 164V163H19ZM167 164H169V166H170V169H169V166H167ZM180 165H177V166H180ZM184 165V168L182 167ZM187 167V166H186ZM168 168V169H167ZM172 169V170H171ZM178 171V172H173V171ZM92 172H100L99 171V169L98 168H96V169H93V171ZM171 174H170V173ZM173 172V173H172ZM190 172V171H189ZM188 172V173H189ZM175 173V174H174ZM180 173V174H179ZM163 174V175H162ZM178 174V175H177ZM172 175V176H171ZM182 178H181V177ZM169 177V178H168ZM178 177V178H177ZM180 177V178H179ZM4 178V174H3V172L0 170V180L1 179H3ZM97 178H99V177H97ZM96 178V179H97ZM173 183V184H172ZM168 184V185H167ZM172 184V185H171ZM178 185V186H177ZM166 188V189H167ZM181 192V191H180ZM171 197H167L166 199H165V202L162 204L163 205V207L164 206H167V205H169L170 203H172L173 201H172V198L170 199ZM181 200V201H180ZM167 202V203H166ZM186 202V199H184V197H183V195L181 196V197H179V200L177 201V205H178V208H179V206L181 207V205H183L184 203ZM166 204V205H165ZM154 207V208H153ZM156 208V209H155ZM151 211H154L152 214V216H151V214H150V219L148 220L147 218H145V214L141 211H137V212H129L128 211V213L129 214H127V212H119L118 213V215L116 214V216H118L117 218H114L113 219V221H117L116 223H114V224H112V222L110 223V224H112V226L111 225H108L109 227H107V228H105L104 230H106V234H105V231L103 230V231H101V232H99V234H98V232L97 233H94V234H92V237H90L89 236V238L87 237V236H85L86 238V241H85V239H84V237H82V238H74V236H71V235H73L72 233V231L73 230H70L68 227H66V226H68V225H70V223H71V220L69 219V221L67 220L66 221V223L65 222H63L62 224H63V227H65L64 229L65 230H62V231H64V233L65 232H67V233H69L70 232V234H68V238H70L69 240H68V242L67 241H65L64 242V244L66 243V245L64 246V244H63V248L66 250V252H65V250L64 249H62L63 251V253L62 252H60L58 255H56V257H54L53 259H56L55 261H53V260H51V261H53V264H116L113 260H112V257H111V260H110V256H109V254L107 253V251L109 252L112 248V245H113V243H115L114 242V240L115 241H117L118 239H119V237H121V235H126V239H125V241H124V245H129V243L131 242V240H132V243H130V245H132L133 244V242H136V240H137V243H138V239H140L139 240V243L138 244H140V247H139V245L137 246L138 248H142V247H144L148 242H149V240H151L153 237V235H154V233H157V231H158V229L160 228L159 226H161L162 225V223L165 221V218L163 219H160L159 220V222H158V220L156 219V215H157V213H155V212H157V209H158V206H152L151 207ZM256 210H259V211H256ZM136 213V214H135ZM139 213V214H138ZM263 213H264V211H262V210H260L259 208L258 209H255V210H252V212H250L249 214H248V216L245 218L246 220H249V224H251L252 226H260V225H262L263 224V219H261L260 217L263 215ZM156 214V215H155ZM255 214V215H254ZM131 215V216H130ZM134 215H136V217L134 216ZM155 215V216H154ZM123 216V217H122ZM154 216V217H153ZM167 216V215H166ZM165 216V217H166ZM254 216V217H253ZM260 216V217H259ZM141 217V218H140ZM68 218H69V216H68ZM168 218V217H167ZM143 219V220H142ZM169 219V218H168ZM120 220V221H119ZM138 220H140V221H138ZM152 220V221H151ZM260 220V221H259ZM126 221V222H125ZM142 221H144V222H142ZM146 221H148V223L146 222ZM151 221V222H150ZM156 223H155V222ZM252 221V222H251ZM138 222V223H137ZM140 222V223H139ZM137 223V224H136ZM142 223V224H141ZM144 223H146V224H144ZM258 223H260V224H258ZM50 224V222H48V225ZM68 224V225H67ZM115 224H117V226L115 225ZM140 226H139V225ZM255 224V225H254ZM258 224V225H257ZM135 225V226H134ZM128 226V227H127ZM143 228H142V227ZM152 226V227H151ZM154 226V227H153ZM144 227H147L146 229L144 228ZM150 227V228H149ZM159 227V228H158ZM22 228V229H21ZM20 229H17L18 230V233H17V231L16 232H14V230H13V232H11L10 230L9 231H7V232H5L4 234H0V236H3V240H2V242H1V247L3 248V249H7V250H9L8 252H9V255L8 256H12L13 257V259H15V260H22V261H24L25 259H28L27 257H35L36 255L38 256L39 255V253H40V248H41V250H42V247L44 246V247H46V246H50V245H52L53 243H56V239H57V236H55V237H53L52 235H48L45 231H41V230H38L37 228H35L33 225L31 226V225H28V227H27V225L26 226H24V227H21ZM31 228V229H30ZM153 228V230H151ZM25 229V230H24ZM139 229H140V231H139ZM147 229H149L150 231H152V232H150L149 230H147ZM19 230H21V231H19ZM109 230V231H108ZM135 230V231H134ZM156 230V231H155ZM23 231V232H22ZM134 231V232H133ZM138 231V232H137ZM147 231V232H146ZM154 231V232H153ZM11 232V233H10ZM30 232V233H29ZM133 232V233H132ZM138 234H137V233ZM14 233V234H13ZM104 233V234H103ZM138 235H136V234ZM148 233V234H147ZM16 234H18V235H16ZM23 234V235H22ZM24 234H25V236H24ZM40 234H43V235H40ZM46 234V235H45ZM118 234H120V236L118 235ZM133 234V235H132ZM134 234H135V236H134ZM206 234H209V233H206ZM206 234H202V236L201 235H199V236H194V237H190L188 240L187 239H184V240H182V241H180V243H179V241L177 242V244H176V246H175V250L176 251H178V254H176L177 256V258L176 259H182V258H184L186 255H187V253H186V249L188 248V250L190 249V251H191V249H196L195 251L196 252H198V251H202L203 249H204V247H205V245H206V243H208L209 242V240H210V238H209V235H206ZM211 234V233H210ZM147 235V236H146ZM12 236V237H11ZM18 236V237H17ZM22 236V237H21ZM24 236V237H23ZM118 236V237H117ZM145 236V237H144ZM41 237V238H40ZM100 237V238H99ZM132 237H138L136 240L134 239V238H132ZM210 237H211V235H210ZM20 238V239H19ZM22 238V239H21ZM48 238V239H47ZM74 238V239H73ZM92 238V239H91ZM97 238V239H96ZM208 238V239H207ZM73 240V242H72V240ZM76 239V240H75ZM84 239V240H83ZM95 239V240H94ZM103 239V240H102ZM134 239V240H133ZM200 239V240H199ZM79 240H80V243H79ZM96 240H97V242H96ZM191 240H192V242H191ZM193 240H194V243H193ZM197 240H198V242H197ZM206 240H207V242H206ZM71 242V243H70ZM76 242H77V244H76ZM201 242V243H200ZM202 242H203V244H202ZM74 243H75V245H74ZM185 243V244H184ZM193 243V244H192ZM27 244V245H26ZM29 244H31V245H29ZM50 244V245H49ZM96 244H98V245H96ZM36 245H37V247H36ZM96 245V246H95ZM186 245V246H185ZM25 246V247H24ZM27 246V247H26ZM39 246V247H38ZM23 247V248H22ZM67 247V248H66ZM78 247V248H77ZM193 247V248H192ZM196 247H199V248H196ZM32 248H33V250H32ZM80 248V249H79ZM185 248V249H184ZM202 248V249H201ZM25 249V250H24ZM28 249H30V251L28 250ZM39 249V250H38ZM109 249V250H108ZM187 250V251H188ZM19 251V252H18ZM78 251V252H77ZM84 253H83V252ZM75 252V253H74ZM76 252H77V254H76ZM89 252V253H88ZM195 252V253H196ZM12 253V254H11ZM83 253V254H82ZM22 254V255H21ZM79 254H81V256L79 255ZM180 254V255H179ZM186 254V255H185ZM190 254H191V252H190ZM193 254V253H192ZM191 254V255H192ZM14 255V256H13ZM73 255V256H72ZM178 255H179V257H178ZM181 255H185L184 257L183 256H181ZM223 255H225V254H223ZM72 256V257H71ZM106 257V259H105V257ZM180 256H181V258H180ZM226 256V255H225ZM228 256V255H227ZM66 257V258H65ZM107 257H108V259H107ZM193 257V256H192ZM19 258V259H18ZM57 258H59V259H57ZM65 258V259H64ZM190 258H191V256H190ZM50 259H52V258H50ZM49 260V259H48ZM48 260H47V262H46V264H48ZM99 260H101V261H99ZM183 260V259H182ZM50 261V260H49ZM107 261V262H106ZM178 261V260H177ZM180 262H181V260H179ZM178 261V262H179ZM227 261H228V259H227ZM54 262H56V263H54ZM100 262V263H99ZM130 262H131V258H129V259H126L125 261H122V262H120V264H130ZM179 262V263H180ZM52 264V262H49V264ZM117 264H119V263H117Z\"/></svg>",
  "mask_w": 264,
  "mask_h": 264
}]
</instances>
